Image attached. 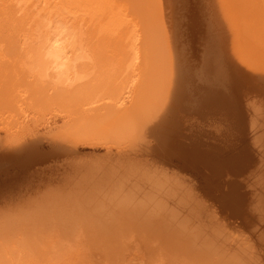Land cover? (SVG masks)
I'll use <instances>...</instances> for the list:
<instances>
[{"label":"bare ground","instance_id":"obj_1","mask_svg":"<svg viewBox=\"0 0 264 264\" xmlns=\"http://www.w3.org/2000/svg\"><path fill=\"white\" fill-rule=\"evenodd\" d=\"M46 121L156 166L87 205L34 199L0 223V264H264V0H0V168L43 163Z\"/></svg>","mask_w":264,"mask_h":264},{"label":"rangeland","instance_id":"obj_2","mask_svg":"<svg viewBox=\"0 0 264 264\" xmlns=\"http://www.w3.org/2000/svg\"><path fill=\"white\" fill-rule=\"evenodd\" d=\"M47 122L48 121H46V123H44L43 125L41 124V126L37 125V127H35L36 125L35 126L33 125L35 127V128L33 127V129L36 130V131L34 130V132H36V133L38 132L37 137H35V138H38V140L41 141L38 148H37V151H38V153L44 155L43 159L46 160V161L44 160L45 164H44V161L42 164H40L39 161H37L38 163L34 164L35 162L32 163V160L34 161V159H32V160L30 159V161L27 160L28 162H24L25 166H22L23 163L19 164L20 167H23L21 169L18 166V164H16V163L14 165L13 163L11 164V162H8L7 164L1 165V168H0V211L1 210L2 211L0 212V223L5 222V220L7 221L9 218L10 219L14 218L15 216H17L19 214V212L24 208L25 205L28 204L30 206L31 204H33L35 202V200H40V198H42L43 195H45L47 200H50V201L51 200H59L62 204L67 203L66 205H70V204H74V203L81 204V205L90 204L93 200H94L93 202L96 201L98 194L104 193V191L109 190L113 186L112 185L113 181H115L116 178H120L123 175H126V173H128L127 171H129L130 169L135 170L136 172L138 170H146L147 161L150 163V164H148V166L150 165L154 168L153 165H155L154 164L155 162L152 161L154 159V156H146L144 150L138 146H136V147L131 146L134 149L131 147H128L127 148L129 150L128 151L129 153H128L127 149H122L121 151L120 150L118 151V149H114V150L109 151L107 149L108 150L107 151L104 147H99V146L97 147V146H91V145L89 146V144H85V142H77V143L75 142L73 144V142H71V141H70V143L69 142L67 143V141L65 142L64 140H62L63 142L66 143V145H65V143H63L62 141L60 142V140L59 141L58 140H52V139H50V136H47V134L49 132L48 133L45 132L48 129ZM53 122L54 121L51 120L49 123H51L52 126L51 125H49V126H51V128L54 129V132H56L58 130L57 128L58 127L60 128L62 125L60 126L61 122L57 123V125L56 124L53 125ZM185 123L186 122H184V121L181 122V124L183 125V128H182L181 124H179L180 126L178 125V128H177L178 132L176 134V139L179 142L181 141V143L183 142V140L187 141L186 137H188V135H189V125H188V123H186L187 125ZM179 129H180V131H179ZM2 130H3V126L0 125V144H3V143L5 144L6 134H5V131L4 130L2 131ZM48 131H50V129ZM45 133H46L47 138L44 135ZM42 135H44V136H42ZM43 137H45V138H43ZM181 138H183V139H181ZM132 150L135 152L136 155L134 154V152ZM57 151H59V153H57ZM61 151H63V152H61ZM52 155H53V158H52ZM144 155L146 157H144ZM6 156L8 157V155H6ZM22 157L24 158V156H22ZM136 157H137V159H136ZM40 158H42V157H40ZM140 158H141V161H140ZM119 159H120V161H119ZM174 159L175 160L173 161V163L175 165L180 166L179 164L180 163L182 164V162L180 160H178V159L176 160L175 157H174ZM12 160L13 159H11V161ZM123 160H125V161L123 162ZM132 160H133V162H132ZM26 163H27V165H26ZM108 163L111 165H109ZM134 163H136V164H134ZM138 163L142 164V165H139ZM145 163H146V165H145ZM101 164L104 165L105 167H103ZM56 165H59V166H56ZM163 166H165V165H163ZM163 166H161L160 169L163 168ZM81 167L84 168V170ZM115 167H116V169H115ZM152 167H150L151 169L148 168L151 172L157 171L156 170L157 168H155V170H152L153 169ZM92 169H94L95 171ZM160 169H158V170H160ZM189 171L190 172L186 171V174H188V176H190V179L193 182L197 183L201 189H202V187L205 189L206 187L203 185L204 181H203V178L201 176V173L198 172V174H197V175H199L198 176L199 181H198V179H196L195 176L192 175L193 171L191 168ZM66 172H67V174H66ZM72 173H73V175H72ZM105 173H106V180H105ZM101 174H103V175H101ZM89 175H90V177H89ZM83 176H84V178L85 177L86 178L85 179L82 178ZM71 178H72V180H71ZM86 179L89 183L86 181ZM89 179H90V181H89ZM94 181H95V183H94ZM39 182H41L42 185ZM71 184H73V186H71ZM80 184H81V186H80ZM82 184L84 185V187ZM77 185L80 186L81 188L78 187ZM83 189H85V190H83ZM26 190H28V191H26ZM33 190H34V192H32ZM215 190L212 191V193L214 195H218L219 193H221L220 189H218V191H216V192H215ZM214 192L217 194H215ZM41 193H43V194H41ZM24 197L25 198L27 197V198L25 199ZM106 200L108 202V199H106ZM20 201H23V202L21 203ZM27 201H28V203H27ZM105 206H107V204ZM6 207H8V209ZM12 208H14V209H12ZM201 216L202 217H201L200 222H201V226H203V228H204L203 230L212 231V230H216L219 227V225L216 224V221L214 220L213 217H211V215H209V214H203L202 215L201 214ZM230 228L231 227H229L226 231L230 237H233L235 239L241 238V237H248L245 234L246 233L245 231H243L242 234H241L242 231L239 232V235H238V233H234V231ZM260 234H259L260 237L258 236V238L254 235L255 236L254 241L256 243L255 244L256 246L259 243L258 249L261 248V250H259V253L260 254L262 253L261 254L262 259H264V257H263L264 248L260 244L261 240H262L263 232L261 235Z\"/></svg>","mask_w":264,"mask_h":264}]
</instances>
